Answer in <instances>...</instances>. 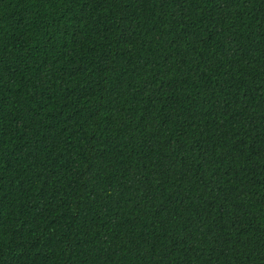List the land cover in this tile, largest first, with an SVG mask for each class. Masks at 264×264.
<instances>
[{
	"label": "trees",
	"instance_id": "obj_1",
	"mask_svg": "<svg viewBox=\"0 0 264 264\" xmlns=\"http://www.w3.org/2000/svg\"><path fill=\"white\" fill-rule=\"evenodd\" d=\"M0 264H264V0H0Z\"/></svg>",
	"mask_w": 264,
	"mask_h": 264
}]
</instances>
